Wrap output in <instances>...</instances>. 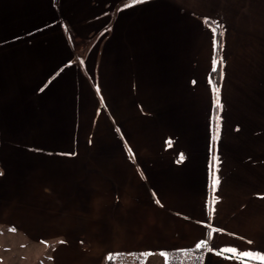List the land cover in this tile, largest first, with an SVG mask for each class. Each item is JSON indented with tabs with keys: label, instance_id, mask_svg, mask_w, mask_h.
I'll return each mask as SVG.
<instances>
[{
	"label": "crops",
	"instance_id": "crops-1",
	"mask_svg": "<svg viewBox=\"0 0 264 264\" xmlns=\"http://www.w3.org/2000/svg\"><path fill=\"white\" fill-rule=\"evenodd\" d=\"M131 3L0 0V264H264V0Z\"/></svg>",
	"mask_w": 264,
	"mask_h": 264
},
{
	"label": "trees",
	"instance_id": "trees-1",
	"mask_svg": "<svg viewBox=\"0 0 264 264\" xmlns=\"http://www.w3.org/2000/svg\"><path fill=\"white\" fill-rule=\"evenodd\" d=\"M220 44V36L217 35V48ZM213 85L216 89L218 78V65L212 70ZM206 245L191 249L168 250L162 253L163 264H201ZM146 253H112L107 255L103 264H142ZM127 257V258H126Z\"/></svg>",
	"mask_w": 264,
	"mask_h": 264
},
{
	"label": "rangeland",
	"instance_id": "rangeland-1",
	"mask_svg": "<svg viewBox=\"0 0 264 264\" xmlns=\"http://www.w3.org/2000/svg\"><path fill=\"white\" fill-rule=\"evenodd\" d=\"M101 99V106L105 104L104 99L100 96ZM99 99V100H100ZM114 150V143L110 141V145H103V144H96L92 141L91 145V155H105V153L110 150ZM15 238L18 239H13V241H10V245H6V247H10L15 252L17 257H19L20 260L27 264H50L49 257L47 254H43L41 256L35 257L32 255L31 250L35 248V244L32 243L31 241H25L22 238L17 237L16 234H14ZM6 243L8 241L6 240ZM127 258V257H126ZM143 264V263H142Z\"/></svg>",
	"mask_w": 264,
	"mask_h": 264
},
{
	"label": "snow or ice",
	"instance_id": "snow-or-ice-1",
	"mask_svg": "<svg viewBox=\"0 0 264 264\" xmlns=\"http://www.w3.org/2000/svg\"><path fill=\"white\" fill-rule=\"evenodd\" d=\"M139 2H142V0H132V3L129 4V5H126V7H130L132 6V4H135V3H139ZM222 63V61H221ZM216 103L217 105L219 106L220 105V100H219V96H217V99H216ZM219 183V178L218 177H215V175L213 176V187L215 188V186ZM205 245V242L204 241H201V243L197 244L196 247L197 248H200L202 246ZM244 256H248V257H251L253 259H257L261 262H264V255H260V254H256V255H252L251 253H243Z\"/></svg>",
	"mask_w": 264,
	"mask_h": 264
}]
</instances>
